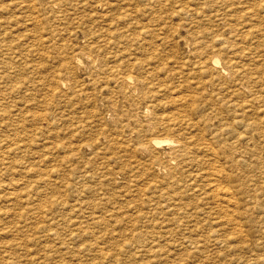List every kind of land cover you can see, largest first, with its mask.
Returning a JSON list of instances; mask_svg holds the SVG:
<instances>
[{
	"label": "rangeland",
	"instance_id": "rangeland-1",
	"mask_svg": "<svg viewBox=\"0 0 264 264\" xmlns=\"http://www.w3.org/2000/svg\"><path fill=\"white\" fill-rule=\"evenodd\" d=\"M0 144V264H264V0H0Z\"/></svg>",
	"mask_w": 264,
	"mask_h": 264
},
{
	"label": "bare ground",
	"instance_id": "bare-ground-1",
	"mask_svg": "<svg viewBox=\"0 0 264 264\" xmlns=\"http://www.w3.org/2000/svg\"><path fill=\"white\" fill-rule=\"evenodd\" d=\"M210 62H211V63H210ZM210 62H209V64H211L213 67H218V66L220 65V61H219L218 59H216V58H214V59L211 60ZM212 69H213V68H212ZM224 69H225V68H223V67L221 68L222 71H226V70H224ZM214 70H215V68H214ZM216 71H217V70H216ZM219 72H220V71H219ZM227 72H228V71H227ZM235 72H236L237 74L239 73V76H240L243 80H245V82H248V83H249V82L252 81V77H251L250 73H248V72H243V71H241V70H236ZM235 72H234V74H236ZM208 74H209V73H208ZM220 74H221V73H220ZM209 75L211 76L212 74H209ZM217 75H219L218 72H217ZM221 75H222V74H221ZM221 75H220V77H221ZM239 76H238V78H239ZM213 77H214V76H213ZM213 77H211V79H212ZM218 77H219V76H218ZM220 77H219V78H220ZM222 77H223V75H222ZM235 77H236V76H235ZM214 79H215V78H214ZM223 79H224V78H223ZM212 80H213V79H212ZM218 80H219V79H218ZM220 80H222V79H220ZM220 80H219V81H220ZM238 80H240V78H239ZM216 81H217V80H216ZM213 82H214V81H213ZM63 83H64V82H63ZM63 83H62V84H63ZM227 83H229V82H227ZM230 83H231V82H230ZM230 83H229V84H230ZM212 85H215V83H213ZM231 85H232V83H231ZM233 85H234V84H233ZM240 85H241V84H240ZM234 87H236V86H234ZM239 87L242 88V85L239 86ZM219 88H220V87H219ZM228 90H229V88H228ZM230 90H231V89H230ZM232 90H235V91H236V89H232ZM239 90H240V89H239ZM231 92H232V91H231ZM236 92H237V91H236ZM241 92H242V91H241ZM237 93L239 94V91H238ZM233 94H234V93H233ZM238 94H237V95H238ZM241 94H242V93H241ZM241 94H240V95H241ZM240 95H239V97H240ZM230 96H231V95H230ZM230 96H229V97H230ZM234 96H235V95H234ZM242 96H243V95H242ZM229 97H228V98H229ZM231 97H232V96H231ZM243 100H244V97H243ZM229 101L232 102L231 99H230ZM235 101H237V100H234V103H235ZM240 101H241V100H240ZM244 101H245V100H244ZM231 102H229V103H231ZM227 103H228V102H227ZM236 103H237V102H236ZM239 104H240V103H239ZM114 105H115V104H114ZM228 105H229V104H228ZM232 105H233V104H232ZM242 105H244V104H242ZM246 105H247V103L245 104V106H246ZM235 106H236V105H235ZM235 106H234V107H235ZM227 107H229V106H227ZM238 107H239V106H238ZM119 108H120V107H119ZM232 108H233V107H232ZM246 108H247V106H246ZM146 110H147V109H146ZM231 110H232V109H231ZM140 116H141V115H140ZM142 116H143V115H142ZM147 117H148V116H147ZM147 120H148V119H147ZM148 122H149V121H148ZM156 138H157V137H156ZM172 140H173V139H172ZM8 141H9V140H8ZM9 142H10V141H9ZM9 142L7 143L8 145H9ZM3 143H4V142H3ZM3 143H1V144H3ZM1 144H0V145H1ZM151 144H152L153 146H155L156 148H157V147L159 148V147H161V146H176L175 141H171L170 138H169V139H167V138H165V139H159V138H158V139H154V140L151 142ZM3 145H5V144H3ZM12 145H13V144H12ZM178 145H179V144H178ZM150 146H151V145H150ZM5 147H6V146H5ZM7 148H8V150H9V148H10V150H11V147H7ZM144 149H145V148L143 147L141 150H144ZM177 149H178V148H177ZM144 151H145V150H144ZM175 151H176V150H175ZM177 151H178V150H177ZM180 151H181V150H180ZM11 152H12V151H11ZM144 153H145V152H144ZM174 153H175V152H174ZM178 153H179V152H178ZM171 155L173 156V154H171ZM179 155H180V154H179ZM208 156H210V155L208 154ZM173 157H174V156H173ZM215 157H217V156H215ZM211 158H213V157H211ZM168 159H169V158H168ZM173 160H174V159H173ZM1 161H2V160H1ZM1 161H0V162H1ZM215 161H216V160H215ZM170 162H171V161H170ZM216 162H217V161H216ZM218 162H219V161H218ZM214 163H215V162H214ZM4 164H5V163H4ZM8 164H9V163H8ZM167 164H168V163H167ZM216 164H217V163H216ZM169 166H171V165H169ZM3 168H4V167H3ZM160 168H161V167H160ZM207 168H208V167H207ZM218 168H219V167H218ZM253 168H254V167H253ZM253 168H252V169H253ZM5 169H6V167H5ZM145 170H146V169H145ZM217 170H219V169H217V168L215 167V164H213V165L210 164V167L207 169V171L205 170V171L207 172V176H206V173H205V172H204V173H205L204 175L202 174V173H203V172H202V173H198V174H196L195 176H196V178H200V179H198V180H201V179H203V180L205 179V180H206L205 185H204V186H205L204 189L207 190V188H208V191H210V194L212 195V198H213L214 200L216 199V200H215V203H214L215 206L217 207V209L219 208V210L222 211L221 213L223 214V216L226 217V216H230V214H229V211H230V210H232L233 208L236 209V207L238 206V204H237V203H238V202H237L238 200H237V199H234V195H237V194H236L235 190H232L231 188L226 187V185H225L226 183H225V181H224V180H226L225 176H220L219 174L217 175V173H216ZM7 171H8V170H7ZM259 171L262 172V174H264V167H263L261 170H259ZM243 172H244V171H243ZM146 173H147V172H146ZM253 173H254V171H253ZM246 174H247V173H246ZM260 175H261V174H260ZM260 175L257 174V177L260 176ZM1 176H2V175H1ZM3 176H4V175H3ZM246 176H247V175H246ZM250 176H251V175H250ZM261 176H262V175H261ZM247 178H249V175L247 176ZM263 178H264V177H263ZM4 179H5V178H4ZM4 179H3V180H4ZM252 179H253V178H252ZM256 179H257V178H256ZM1 180H2V179H1ZM3 180H2V181H3ZM9 180H10V179H9ZM100 180H101V179H100ZM203 180H201V181H203ZM246 180H248V179H246ZM249 180H250V178H249ZM249 180H248V181H249ZM257 180H258V179H257ZM259 180H260V177H259ZM259 180H258V181H259ZM2 181H0V184H1ZM12 181H13V180H11L10 182H12ZM195 181H197V180H195ZM201 181H199V182H201ZM248 181H247V182H248ZM260 181H261V180H260ZM8 182H9V181H8ZM14 182H15V181H14ZM14 182H13V183H14ZM16 182H18V181H16ZM100 182H101V181H100ZM203 182H204V181H203ZM254 182H255V181H254ZM254 182H252V183H254ZM256 182H257V181H256ZM256 182H255V184L257 185ZM2 183L4 184L5 182L3 181ZM6 183H7V182H6ZM242 183H245V181L242 182ZM249 183H250V182H249ZM7 184H8V185H7ZM7 184H6V186H9V187H10L9 183H7ZM11 184H12V183H11ZM199 184H201V183H199ZM1 185H2V184H1ZM1 185H0V186H1ZM12 185H15V184H12ZM195 185H196V183H195ZM201 185H203V184H201ZM201 185L199 186L200 188H201ZM247 185H248V184H247ZM17 186H18V184H17ZM17 186H15V187L17 188ZM244 186H245V185H244ZM251 186H252V184H251ZM253 186H254V185H253ZM253 186H252V188H253ZM260 186H261V185H260ZM9 187H7V188L10 189ZM12 187H13V186H12ZM197 187H198V186H197ZM206 187H207V188H206ZM242 187H243V185H242ZM242 187H241V188H242ZM0 188H1V187H0ZM241 188H240V189L237 188V192L242 191V190L244 189V188H242V190H241ZM252 188H251V189H252ZM259 188H260V187H259ZM259 188H258V189H259ZM5 189H6V188H5ZM11 189H12V188H11ZM202 189H203V187H202ZM249 189H250V188H249ZM251 189H250V191H251ZM253 189H256V187L253 188ZM258 189H257V190H258ZM1 190L3 191V189H1ZM13 190H15V189H13ZM257 190H256V191H257ZM261 190H262V188H261ZM2 191H0V192H2ZM6 191H7V190H6ZM11 191H12V190H11ZM15 191H16V190H15ZM196 191H197V190H196ZM208 191H207V192H208ZM252 191H253V190H252ZM256 191H253V192H256ZM263 191H264V190H263ZM3 192H4V191H3ZM7 192H8V191H7ZM9 192H10V191H9ZM13 192H14V191H13ZM203 192H204V191H203ZM246 192H247V191H246ZM4 193L7 194L6 192H4ZM4 193H3V194H4ZM195 193H196V192H195ZM197 193H198V191H197ZM197 193H196V194H197ZM201 193H202V191H201ZM204 193H205V192H204ZM243 193H244V191H243ZM243 193H242V194H243ZM256 193H258V192H256ZM261 193H262V192H261ZM261 193H259V194L262 195ZM11 194H14V193H11ZM15 194H17V193H15ZM196 194H195V195H196ZM198 194H199V193H198ZM210 194H209V197H210ZM244 194H245V193H244ZM251 194H252V193H251ZM251 194H250V195H251ZM253 194H254V193H253ZM1 195H2V194H1ZM9 195H10V194H9ZM248 195H249V194L247 193V196H248ZM255 195H256V194H254V196H255ZM2 196L5 197L6 195H5V196L2 195ZM205 196H208V195H205ZM237 196H238V195H237ZM245 196H246V194H245ZM257 196H259V195L257 194ZM9 197H11V196H9ZM13 197H15V196H13ZM17 197H18V195H17ZM7 198H8V197L6 196V198H3V199L5 200V199H7ZM18 198H19V197H18ZM18 198H16L15 200H17ZM235 198H236V196H235ZM253 198H254V197H253ZM253 198H252V199H253ZM259 198H260V197H259ZM239 199H240V198H239ZM202 200H203V199H202ZM235 200H237V201H235ZM243 200H244V198H243ZM243 200H242V201H243ZM245 200H247V199H245ZM245 200H244V202L247 203ZM263 200H264V199H263ZM0 201H1V200H0ZM5 201H6V200H5ZM7 201H10V200H7ZM7 201H6V203H7V207H9ZM216 201H217V202H216ZM239 201H240V200H239ZM248 201H249V200H248ZM251 201H252V200H251ZM259 201H260V200H259ZM20 202H21V201H20ZM209 202H210V201H209ZM209 202H208V203H209ZM211 202H212V201H211ZM2 203H3V202H2ZM4 203H5V202H4ZM10 203H11V202H9V204H10ZM261 203H262V202H261ZM241 204L243 205V203H241ZM10 205H11V204H10ZM198 205H199V204H198ZM201 205H202V204H200V207H201ZM244 205H245V204H244ZM244 205H243V206H244ZM249 205H250V204H249ZM249 205H248V206H249ZM254 205H255V204H254ZM257 205H259V203H258V204L256 203L255 206H257ZM14 206H15V205H14ZM16 206H17V204H16ZM250 206H251V205H250ZM252 206H253V205H252ZM261 206H262V205H260V208H261ZM11 207H13V205H11ZM196 207H198V206H196ZM200 207H199V208H200ZM202 207H203V205H202ZM207 207L210 208V206H207ZM213 207H214V205H213ZM9 208H10V207H9ZM16 208H18V207H16ZM16 208H15V210H16ZM205 208H206V206H205ZM231 208H232V209H231ZM243 208H244V207H243ZM246 208H247V207H246ZM248 208H249V207H248ZM252 208H253V207H252ZM263 208H264V207H263ZM13 209H14V208H13ZM202 209H203V208H202ZM206 209H207V208H206ZM212 209H213V208H212ZM214 209H216V208H214ZM238 209H239V208H238ZM240 209H241V208H240ZM244 209H245V208H244ZM8 210H9V209H8ZM10 210H12V209H10ZM10 210H9V211H10ZM195 210H196V209H195ZM197 210H198V209H197ZM197 210L194 211V212H197ZM200 210H201V209H200ZM203 210H204V209H203ZM249 210H250V208H249ZM252 210H253V209H252ZM256 210H257V209H256ZM263 210H264V209H263ZM263 210H262V211H263ZM212 211H214V210H212ZM215 211H217V210H215ZM215 211H214V213H213L214 216H216V215H215ZM242 211H243V210H242ZM245 211H248V210H245ZM260 211H261V210H259V212H260ZM198 212H199V211H198ZM201 212H202V211H201ZM201 212H199V213H201ZM203 212H204V211H203ZM205 212H207V211H205ZM218 212H220V211H218ZM249 212H250V211H249ZM249 212H248V213H249ZM251 212H252V211H251ZM221 213H218V215H220ZM240 213H241V212H240ZM243 213H244V212H243ZM245 213H246V212H245ZM195 214L198 215V213H195ZM195 214H194V215H195ZM203 214H204V213H203ZM216 214H217V213H216ZM209 215H211L210 212H209ZM218 215H217V216H218ZM242 215H243V214H242ZM246 215H248V214H246ZM251 215H252V214H251ZM262 215H263V214H262ZM0 216H2V215L0 214ZM113 216H114V215H113ZM198 216H199V215H198ZM198 216H197V217H198ZM201 216H202V215H201ZM204 216H205V215H204ZM207 216H208V215H207ZM217 216H216V217H217ZM236 216H237V215H236ZM244 216H245V215H244ZM254 216H255V215H254ZM195 217H196V216H195ZM195 217H193V220H194V221H195V219H194ZM209 217H210V216H209ZM212 217H213V216H212ZM250 217H251V216H250ZM250 217H248V218H250ZM259 217H260V215H259ZM259 217H258V218H259ZM204 218H205V217H204ZM213 218H214V217H213ZM213 218H211V219H212V224H213V225L217 224V226H218L219 221L216 220V221L213 222ZM219 218H220V216H219ZM239 218H240V217H239ZM246 218H247V216H246ZM260 218H261L262 221H263V218H262V217H260ZM1 219H2V218H1ZM1 219H0V220H1ZM198 219H202V218H198ZM198 219H197V220H198ZM207 219H209V218H207ZM214 219H215V218H214ZM216 219H217V218H216ZM222 219H223V218H222ZM243 219H245V218H243ZM250 219H252V218H250ZM261 219H259V220H261ZM220 220H221V219H220ZM226 220H227V217H226ZM237 220H238V219H237ZM239 220H240V219H239ZM239 220H238V221H239ZM191 221H192V220H191ZM233 221H235V219H233ZM248 221H250V220H248ZM196 222H197V221H195L194 223H196ZM198 222H199V221H198ZM200 222H201V220H200ZM209 222H211L210 219H209ZM224 222H225V219H224ZM231 222H232V219H231ZM235 222H237V221H235ZM239 222H240V221H239ZM239 222H238V223H239ZM243 222H244V221H243ZM255 222H256V221H254V223H255ZM257 222L259 223L260 221H257ZM190 223H191V222H190ZM192 223H193V222H192ZM214 223H215V224H214ZM220 223H221V222H220ZM238 223H235V224L237 225ZM240 223H242V221H241ZM240 223H239V225H240ZM246 223H247V222H246ZM207 224H209V223H207ZM230 224H231V223H230ZM242 224H243V223H242ZM198 225H199V224H198ZM209 225H210V224H209ZM222 225H223V224H222ZM236 225H234V226L236 227ZM250 225L253 226V223L250 224ZM263 225H264V224L262 223V224H261V228L263 227ZM193 226H194V225H193ZM193 226H192V227H193ZM195 226H196V224H195ZM195 226H194V227H195ZM215 226H216V225H215ZM224 226H225V225H223V227H222L223 229L226 228V227H224ZM241 226H242V225H241ZM256 226H258V225H256ZM259 226H260V225H259ZM259 226H258V227H259ZM21 227H22V229H23V226H21ZM219 227H221V225H219ZM17 228H18V227H17ZM215 228H216V227H215ZM222 228H221V229H222ZM227 228H228V227H227ZM236 228H237V227H236ZM240 228H241V227H240ZM263 228H264V227H263ZM263 228H262V229H263ZM18 229H19V228H18ZM24 229H25V228H24ZM194 229H197V228H194ZM229 229H230V228H228V230H229ZM232 229H233V227H232ZM238 229H239V228H238ZM238 229H237V230H238ZM262 229L259 228V231H260V230L262 231ZM5 230H6V229H5ZM5 230L3 229V232H4V233H5ZM29 230H32V228L29 229ZM216 230H217V229L214 230V228H213L211 231H216ZM257 230H258V229H257ZM257 230H256V231H257ZM15 231H16V230H15ZM19 231H20V230H19ZM33 231H34V230H33ZM195 231H196V230H195ZM221 231H222V230H221ZM221 231H220V232H221ZM240 231H241V230H239V232H238V231H237V232L240 233ZM253 231H255V230H253ZM259 231H258V234H259ZM0 232H1V228H0ZM9 232L11 233V231H9ZM9 232H8V233H9ZM196 232H198V231H196ZM223 232H224V231H223ZM226 232H227V230H226ZM226 232H225V233H226ZM250 232H251V230H250ZM263 232H264V231H263ZM13 233H14V231H13L11 234H13ZM15 233H16V232H15ZM17 233H18V232H17ZM17 233H16V234H17ZM19 233L21 234V232H19ZM25 233H26V232H25ZM28 233H29V232H28ZM194 233H195V232H193V235L195 236L196 233H195V234H194ZM199 233H200V232H199ZM210 233H211V232H210ZM228 233H229V231H228ZM242 233H243V232H242ZM0 234H1V233H0ZM2 234H3V233H2ZM5 234H6V233H5ZM216 234H221V233H216ZM222 234H223V233H222ZM231 234H233V233H231ZM248 234L250 235V233H248ZM255 234H256V232H255ZM260 234H261V233H260ZM7 235H8V234H7ZM7 235H6V236H7ZM210 235H212V234H210ZM226 235H228V234L226 233ZM244 235H245V233H244ZM249 235H248V236H249ZM263 235H264V233H263ZM1 236L3 237V235H1ZM1 236H0V237H1ZM11 236H12V235H11ZM100 236H101V235H100ZM100 236H99V237H100ZM219 236H221V235H219ZM222 236H223V235H222ZM232 236H233V235H232ZM232 236H231V237H232ZM237 236H238V235H237ZM255 236H257V235H255ZM260 236H261V235H260ZM210 237H213V235L210 236ZM214 237H215V236H214ZM214 237H213V238H214ZM226 237H227V236H226ZM229 237H230V233H229ZM233 237H236V235L234 234ZM243 237H244V236H243ZM261 237H263V236H261ZM102 238H103V237H102ZM213 238H212V239H213ZM224 238H225V237H224ZM224 238L221 239V240H223L222 243H223V242H226V240H225ZM239 238H240V235H239ZM246 238H247V236H246ZM257 238H258V237H257ZM20 239H21V237H20ZM95 239H96V238H95ZM212 239H210V240H212ZM217 239H218V238H217ZM217 239L215 240V242H217V241L220 242V241H221V240L219 241V240H217ZM227 239H229V238H227ZM241 239H242V236H241ZM241 239H239V240H241ZM259 239H261V238L259 237ZM259 239H258V240H259ZM16 240L18 241V239H16ZM28 240L30 241V239H28ZM31 240H32V239H31ZM33 240H34V239H33ZM93 240H94V239H93ZM99 240L101 241V237H100ZM229 240H230V239H229ZM237 240H238V239H237ZM262 240H263V239H262ZM17 241H16V242H17ZM100 241H99V242H100ZM259 241H260V240H259ZM19 242H20V241H19ZM21 242H22V241H21ZM27 242H28V241H27ZM97 242H98V239H97ZM102 242H104V241H102ZM193 242H194V241H193ZM193 242L190 243V244H193ZM211 242H214V241H211ZM227 242H228V241H227ZM229 242H230V241H229ZM229 242H228V243H229ZM240 242H241V241H240ZM242 242H243V241H242ZM261 242H262V241H260V243H261ZM196 243H197V242H195V244H196ZM255 243H256V242H255ZM262 243H264V240H263ZM6 244H7V243H5V245H6ZM20 244H23V242L20 243ZM190 244H189V245H190ZM201 244H202V243H201ZM213 244H214V243H213ZM223 244H224V243H223ZM226 244H227V243H226ZM0 245H1V244H0ZM5 245H4V246H5ZM8 245H9V244H8ZM8 245H7V246H8ZM24 245H25V243H24ZM29 245H30V244H29ZM193 245H194V244H193ZM199 245H200V244H199ZM214 245H215V244H214ZM243 245H244V242H243ZM247 245H248V244H247ZM247 245H246V246H247ZM255 245H256V244H255ZM261 245H262V244H261ZM1 246H2V245H1ZM94 246H95V245H94ZM99 246H100V245H99ZM124 246H126V245H124ZM244 246H245V245H244ZM253 246H254V245H253ZM14 247H15V246H14ZM22 247H23V245H22ZM24 247H25V246H24ZM256 247H257V246H256ZM256 247L254 246V248H256ZM258 247H259L258 249H260V248L262 247L260 250L263 249V245H262L261 247H260V245H259ZM2 248H3V246H2ZM2 248H1V249H2ZM4 248H6V247H4ZM98 248H99V247H98ZM189 248H190V247H189ZM194 248H195V245H194ZM199 248H201V247L199 246ZM6 249L8 250V248H6ZM247 249H250V247H249V248L247 247ZM258 249H256V250H258ZM195 250H196V249H195ZM195 250H194V251H195ZM197 250L200 251V249H197ZM197 250H196V251H197ZM252 250H253V249H252ZM256 250H255V251H256ZM2 251H3V250H2ZM196 251H195V253H196ZM248 251H249V250H248ZM253 251H254V250H253ZM258 251H259V250H258ZM262 251L264 252V249H263ZM197 252H198V251H197ZM251 252H252V251H251ZM251 252H250V254H251ZM0 253H1V252H0ZM189 253H192V252H189ZM198 253H199V252H198ZM256 253H258V252H256ZM29 254H30V253H29ZM77 254H78V253H77ZM101 254H102V253H101ZM187 254H188V253H187ZM4 255H5V252H4ZM244 255H245V254H244ZM244 255H243V257H244ZM262 255H263V254H262ZM10 256H11V253H10L9 257H8L9 259L12 257V256H11V257H10ZM44 256H45V255H44ZM248 256H249V255H247V257H248ZM252 256H254V254H253ZM259 256H260V254H259ZM259 256L257 257L258 259L261 258V257H259ZM19 257H20V256H19ZM19 257H18V258H19ZM21 257H22V256H21ZM21 257H20V258H21ZM148 257H149V256H148ZM255 257H256V256H255ZM16 258H17V257H16ZM18 258H17V259H18ZM23 258H25V257H23ZM31 258H32V257H31ZM244 258H245V257H244ZM244 258H243V259H244ZM4 259H5V258H4ZM6 259H7V258H6ZM9 259H7L8 262H9ZM26 259H28V258L26 257V258L23 259V260L26 261ZM34 259H35V258H34ZM39 259H40V258H39ZM252 259H253V258H252ZM261 259H262V258H261ZM12 260H13V259H12ZM12 260H11V261H12ZM15 260H16V259H15ZM40 260H41V259H40ZM181 260H182V259H181ZM241 260H242V259H241ZM244 260H246V258H245ZM249 260H251V258H250ZM249 260H248V261H249ZM256 260H257V259H256ZM256 260H255V261H256ZM263 260H264V259H263ZM21 261H22V259L20 260V263H21ZM35 261H36V260H35ZM46 261H47V260H46ZM46 261H44V262H46ZM258 261H259V260H258ZM258 261H257V263H258ZM261 261H262V260H261ZM5 262H6V260H5ZM8 262H7V264H8ZM15 262H17V261H15ZM27 262H28V260H27ZM27 262H24V263L27 264ZM30 262H33V261H30ZM229 262H230V261H229ZM231 262H232V261H231ZM235 262H236V261H235ZM235 262H234V263H235ZM249 262H250V261H249ZM1 263H2V262H1ZM17 263H19V261H18ZM24 263H23V264H24ZM33 263H34V262H33ZM38 263L40 264L41 261L38 262ZM42 263H43V262H42ZM177 263H178V262H177ZM227 263H228V262H227ZM263 263H264V262H263ZM15 264H16V263H15ZM28 264H29V262H28ZM35 264H36V263H35ZM46 264H47V262H46ZM48 264H49V263H48ZM50 264H51V263H50ZM53 264H54V263H53ZM178 264H179V263H178ZM222 264H223V263H222Z\"/></svg>",
	"mask_w": 264,
	"mask_h": 264
}]
</instances>
